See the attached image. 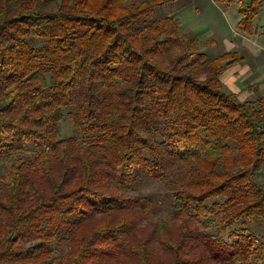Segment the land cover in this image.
I'll return each mask as SVG.
<instances>
[{"label": "trees", "instance_id": "16d2710c", "mask_svg": "<svg viewBox=\"0 0 264 264\" xmlns=\"http://www.w3.org/2000/svg\"><path fill=\"white\" fill-rule=\"evenodd\" d=\"M127 1L0 0V264H261L264 97L223 91L239 54L149 19L174 0ZM212 1L254 33L262 0Z\"/></svg>", "mask_w": 264, "mask_h": 264}, {"label": "rangeland", "instance_id": "374dc122", "mask_svg": "<svg viewBox=\"0 0 264 264\" xmlns=\"http://www.w3.org/2000/svg\"><path fill=\"white\" fill-rule=\"evenodd\" d=\"M60 1V0H57ZM134 1H142V0H128L129 2ZM204 4L201 5V7H198V14H193L190 17V19H194L198 23V30L202 31V38L200 43V50L203 52L206 57L210 60L218 57L219 55H222L224 53H231L235 52V42H238L240 38L235 33L236 30H238L236 26V21L234 20L233 16L236 17L232 12L235 11L238 4L230 6L232 10H228L226 12L224 10V5H215L212 1H206L204 0ZM178 5V4H177ZM171 6H162L157 8L154 13L150 16V20H158L164 17H172L176 11V7ZM182 7V6H180ZM197 19H199L197 21ZM264 25V0H262V7L260 10V13L258 17L254 20V27L257 32H260L261 27ZM239 36L244 39L246 36H244L242 33H239ZM207 39H211L212 43L210 46H206L205 42ZM251 47V45H249ZM256 45H253L251 48L253 50H257L254 48ZM237 53L244 58V63L235 64L228 69V72L233 73H239L241 68H243L245 65H251L253 61L252 51L250 49H242L237 51ZM259 56H264V53L258 50ZM258 83V82H257ZM261 86L264 87V82H262ZM259 88V83L257 86H255V89ZM223 91L225 93H232V91L227 90L223 86ZM258 95L256 91H253V93L250 94L248 100H254L257 98ZM240 100L243 98H239ZM246 99V100H247ZM243 101V100H242ZM69 111L64 109L63 110V118L59 124V132L62 138H72L77 137L78 134L73 127V125L69 121L68 117ZM5 159H0V165L5 163ZM259 182L264 184V166L261 169L259 173ZM146 194L150 195L155 201L158 202L159 205V216L160 217H169V209L167 208V203L169 200V195L171 193L170 190H167L166 186L164 184L157 183L155 181L151 180H144L141 182V184L133 191L134 195L137 194ZM242 227H246L247 231L250 233H253L260 241L264 242V226L262 223L258 221L254 222H245V225H242ZM241 227V228H242ZM66 250L64 252L58 253V258H62L64 256ZM264 264V261L261 263Z\"/></svg>", "mask_w": 264, "mask_h": 264}, {"label": "crops", "instance_id": "0c3cea01", "mask_svg": "<svg viewBox=\"0 0 264 264\" xmlns=\"http://www.w3.org/2000/svg\"><path fill=\"white\" fill-rule=\"evenodd\" d=\"M206 1H212V0H206ZM204 0H174L170 2L167 5L163 6H171L175 7L177 5V9L174 13V15L171 17L174 20H178L181 24L180 28V34H191L196 38L199 45L201 43L202 38V31L198 30V23L193 19H190L189 16L193 14H198V7H201L202 4H204ZM213 2V1H212ZM215 4V3H214ZM216 5V4H215ZM182 6V7H180ZM224 10L228 12V10H232L230 6L232 5H224ZM162 7V6H161ZM237 9V8H236ZM236 17L233 16L234 20L236 21V26L239 21V16L236 13V10L232 12ZM199 19H197L198 21ZM238 28V26H237ZM264 25L261 27L260 32H257L254 27V33L251 36L244 35L238 28L236 30V34L240 38L238 42H235V50L239 51L242 49H250L252 51L253 61L251 65H245L243 68H241L239 73H233L228 72V69H230L231 66L227 67L221 77L220 81L222 85L229 91H232L233 94H235L238 98H243L241 100L245 101L247 98H249L250 94L253 93V91H256L258 95L264 97V87L261 86L262 82H264V56L258 55V50L264 53ZM239 33H242L246 38L242 39L239 36ZM207 39L205 42V45L207 43ZM251 47L253 45H256L254 48L257 50H253ZM235 51V53H237ZM233 53V52H231ZM238 54V53H237ZM243 58V57H242ZM244 58L241 63H244ZM237 63V64H241ZM235 65V64H234ZM259 83V88L255 89V86ZM248 100V99H247Z\"/></svg>", "mask_w": 264, "mask_h": 264}]
</instances>
